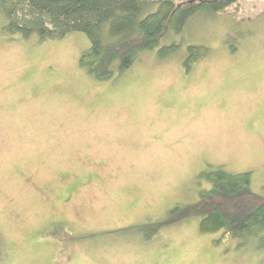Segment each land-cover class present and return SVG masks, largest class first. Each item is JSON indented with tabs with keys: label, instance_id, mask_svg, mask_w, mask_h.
<instances>
[{
	"label": "rangeland",
	"instance_id": "1",
	"mask_svg": "<svg viewBox=\"0 0 264 264\" xmlns=\"http://www.w3.org/2000/svg\"><path fill=\"white\" fill-rule=\"evenodd\" d=\"M7 22L0 8V264H264L257 227L132 228L196 201L210 166L251 172L264 195V0L197 12L104 81L79 65L85 32L25 38ZM192 44L209 52L187 71Z\"/></svg>",
	"mask_w": 264,
	"mask_h": 264
},
{
	"label": "trees",
	"instance_id": "2",
	"mask_svg": "<svg viewBox=\"0 0 264 264\" xmlns=\"http://www.w3.org/2000/svg\"><path fill=\"white\" fill-rule=\"evenodd\" d=\"M239 0H0L8 22L4 34L19 32L28 38L37 33L41 40L63 38L71 31H82L90 40L79 65L94 79L111 78L117 69L123 74L139 52L158 46L169 30L181 32L197 12L218 13ZM148 6L156 10L142 16ZM178 44L164 45L159 56L177 52ZM184 64L207 55L209 48L192 44ZM199 178L211 183L199 191V198L168 208L158 219H148L132 228L151 240L161 229L199 216L200 229L214 232L224 229L225 236L239 237L257 227L264 231V195L251 188V172L231 173L223 167L202 170Z\"/></svg>",
	"mask_w": 264,
	"mask_h": 264
}]
</instances>
